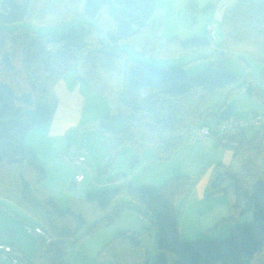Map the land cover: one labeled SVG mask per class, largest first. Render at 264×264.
<instances>
[{"label":"trees","instance_id":"16d2710c","mask_svg":"<svg viewBox=\"0 0 264 264\" xmlns=\"http://www.w3.org/2000/svg\"><path fill=\"white\" fill-rule=\"evenodd\" d=\"M217 2L199 7L189 1L190 21L195 23L200 12ZM156 6L157 0H0V199L27 212L34 227L53 240L36 235L30 254L0 243L22 256L17 263L3 259L5 263L71 264L70 244L96 226L110 225L130 207L154 228L156 255L150 261L141 233L126 229L113 234L98 252L110 264H264V121L251 136L247 129L233 128L225 143L215 138L233 151V163H216L208 180V194L226 192L230 197L229 215L214 226L233 224L226 237L182 240L176 200L189 184L178 177L157 186L133 185L127 179L122 182L125 174L119 173L113 181L121 183L89 190L84 198L71 197L67 207L41 185L47 173L25 138L52 120L56 102L48 100V92L69 70L85 85L105 79L109 112L88 127L105 137L107 163L102 171L114 165L125 145L134 152L132 164L146 146L159 160L169 159L184 143L182 132L209 127L208 117L215 118V130L209 127L215 133L221 122L233 119L234 111L228 97L212 105L218 94L230 96L245 89L264 104V0H236L225 11L222 38L209 56L212 60L195 74L171 59L212 47L215 39L209 35L164 40L163 19L154 18ZM80 14L88 21L75 31L48 35L28 27L59 25ZM122 45L168 62L154 65L132 58L126 64ZM227 58L240 59L247 67L249 60L258 61L262 65L258 81L251 73L242 80L222 69ZM42 78L46 84L40 83ZM74 181L80 182L75 176ZM248 213L251 220L240 222Z\"/></svg>","mask_w":264,"mask_h":264},{"label":"rangeland","instance_id":"374dc122","mask_svg":"<svg viewBox=\"0 0 264 264\" xmlns=\"http://www.w3.org/2000/svg\"><path fill=\"white\" fill-rule=\"evenodd\" d=\"M160 1L165 4L169 3L172 6L170 3L172 0ZM177 2L178 0H176V3ZM37 7H40V5L37 4ZM177 19L183 20L184 16H182V14H177ZM186 20H188L187 17ZM84 21H88V19L83 14H80V16H78L75 20L59 25L48 26L28 24V27L36 32L48 35H59L63 32L75 31ZM121 49L126 52L124 54L126 64L132 58L154 65H163L168 62V59H160L138 54L129 45H122ZM213 53L214 50H208V48H205L188 52L171 59V61L174 63L186 64L185 67L188 74H195L211 62L212 58L209 56L213 55ZM248 63L250 67H247L240 59L227 58L224 60L221 68L235 75L241 76L242 80H245L247 78V74L251 73L255 80L258 81L262 65L253 59L249 60ZM70 73L71 72H69V74ZM40 81V83H47L44 82L43 78L40 79ZM103 81L105 82L104 78L98 81V83H103ZM103 97L105 99V106L103 102H100V109L103 108L101 116L107 114L110 108L107 97L105 95H103ZM227 97L229 100L228 104L234 108L233 117L249 119L254 115H261V113H264V104L262 101L256 96L249 95L245 89H239L230 96H228L227 93L218 94L214 97L212 105L217 102L219 104L223 103ZM91 99L94 100L92 97ZM92 107H87L83 114H94V111L96 110ZM95 107L97 108V105H95ZM85 121L89 122L88 119ZM205 123L209 125L213 131L217 126L215 125L216 122L214 116L208 117ZM88 127L89 125L86 128ZM82 130V132L73 133L71 140H76L77 136L80 135L81 138L78 140L86 141V144L89 147L91 143V146L95 150L101 149V157L96 160L95 156L92 158H89V156L88 161H90V159L93 161L91 163V167L88 165H82L80 167L71 165L68 164L64 158V165L59 167H53L51 164L47 165L46 163L48 166L46 167L48 177L42 181L41 185L47 186L50 190L49 192H52L59 202H61L63 198H65L66 201L69 197L84 198L89 190L98 191L103 188L113 187L117 185V183H121V181L117 183L113 181V178L119 173L125 174L122 182L124 179H127V181L131 182L133 185L151 184L157 186L173 179V177H178L177 179H179V181L185 180L186 184H189L188 186H190L185 194L179 196L177 207L178 220L182 228V240L221 238L229 235L230 227L233 224L228 222L222 223L221 226L216 229L222 230L226 227L228 229L227 231L218 232L213 229L215 228L213 226H215V224L223 218V214L228 212L229 195L226 192L208 194V179L216 163L221 162L227 165H231L233 163V151L230 147L226 145H218L217 140L213 137H203L193 141L190 138V131L184 130L182 132L184 144L181 148L175 150L169 159L159 160L156 157L153 148L151 146H146L141 151L137 163L132 164L131 161L134 152L129 145H125L121 147L120 154L114 165L108 170L102 171L107 163L106 147H104L105 137L102 133L89 128L85 130L83 128ZM247 130V133L250 136L254 132V128H248ZM195 132L197 133V130ZM95 137L97 139H94ZM211 161L212 163L210 165ZM67 168H70L71 171H73V174L79 168L84 173L85 180L81 185H79V182V184L75 181L71 182L70 187H68L69 189H62V186L56 188L58 185V177L63 180V172H65ZM99 168L100 170H98ZM189 198L190 208L185 218L184 209L186 203H188L186 201ZM0 203H3V205L0 206V230L3 226L12 230L11 234L0 237H5L3 238V241L8 240L7 238L10 240L16 239L20 242L17 243L23 251L30 254L34 249L37 236L30 232V229L34 228L35 225L31 222L29 214L8 199H0ZM132 210V213L124 214V209L122 214L118 216L110 225L96 226L88 235L81 238L79 241L70 244V247L67 248L68 261L71 264H110L109 262L99 258L98 252L110 240L113 234L126 229H131L141 233L143 243L146 249L150 252V261H152L157 252L155 230L142 213L134 209ZM202 212H205V214L202 215ZM212 214L220 217L213 219L211 217ZM228 215L229 214L226 216ZM243 216L244 217H242L240 222L251 220L252 213H248ZM88 218L92 219L91 216ZM197 218L199 219V223L198 220L196 221ZM93 224L94 220L87 229H89ZM208 226L209 228H213L209 230V228L207 229ZM0 264H7L3 261L2 253H0ZM19 264L23 263L20 261Z\"/></svg>","mask_w":264,"mask_h":264},{"label":"crops","instance_id":"0c3cea01","mask_svg":"<svg viewBox=\"0 0 264 264\" xmlns=\"http://www.w3.org/2000/svg\"><path fill=\"white\" fill-rule=\"evenodd\" d=\"M189 1H194L199 7H203L210 0H178L177 3L176 0H172L170 2L172 6L169 3L165 4L162 3L160 0H157V6L154 13V18L161 17L163 19V25L161 31L162 37L164 38V40H167L174 36H177L180 39H187L195 36H209L210 35L209 27L212 26L217 34V38L213 40L214 44L212 47H209L208 50L209 49L214 50L217 47V45L220 43V40L222 38L221 21L223 15L225 11L235 3L236 0H218L214 8L209 9L208 11L205 12H200L197 17V21L195 23H192L189 19V15H188ZM177 14L180 15L182 14V16H184V19L183 20L177 19ZM186 17L188 20H186ZM184 35H191V36H184ZM69 72L71 73L69 74ZM104 85H105L104 81L103 83L100 84L97 82L92 86L85 85L82 82L75 81L73 70H69L68 72L63 74L51 85V88L48 92V100L56 102V110L53 115V118L49 122L37 126L32 130H30L25 138L26 144L29 147H31L33 150H35L36 153L38 154L39 158L42 161L45 171L47 170L46 167H48L47 165L49 164H51L53 167L54 166L59 167L61 165H64L63 154L66 151V148L72 143L82 144L87 149L84 166L86 165L90 167L92 166L91 163L93 161L91 159L90 161H88L89 156H90L89 158L95 156L96 160L100 159L101 149L98 150L93 149L91 143H90V147H91L90 148L86 144V141L78 140L81 138L80 135L77 136L76 140H71V137L75 132L76 133L80 131L82 132L83 128L84 130L88 129L86 128L88 125L89 126L94 125L102 117L101 113L103 112L102 110L103 108L100 109L101 107L100 102H103L105 106V99L103 97ZM91 97L94 98V100H92ZM95 105H97V108L95 107ZM87 107H92L94 110H96L94 111V114L84 115L83 114L84 110ZM261 115L263 114L261 113ZM235 118L245 119V118L233 117V119ZM86 119H88L89 122H86L85 121ZM94 139L97 138L95 137ZM211 163L212 161L210 162V165ZM79 171L80 169L78 168V170H76V172L73 174V171H71L70 168H67V170L63 172V180H61L58 177V185L56 186V188L62 186V189H69L68 187H70V183L74 182V176ZM84 180H85V175L83 176V179L79 182L80 184L79 183L77 184L81 185ZM189 187L190 186H188V188ZM50 194L61 207L68 206L71 197H69L66 201L65 198H63L61 202H59L52 192H50ZM178 201L179 198L176 201V215H177ZM186 202L188 203H186L184 209L185 218L187 213L189 212L190 198L187 199ZM229 206H230V197H229ZM132 209L130 207L126 208L124 214L132 213L133 211ZM204 214L205 212H202V215ZM227 214H229V207H228V212L226 214H223L224 215L223 217H226ZM214 215L213 214L211 215L213 219H217L218 217H220ZM197 220L199 223L198 218L196 219V221ZM177 221L181 236L182 228L179 224L178 215H177ZM208 228L209 226L207 227V229ZM212 228H209V230ZM213 229L216 230L218 228H213ZM227 230L228 229L224 227L222 230H216V231L224 232ZM11 232L12 230L10 228L3 226L1 227L0 230V236H6L8 234H11ZM3 238L5 237H0V243H11L16 245L21 250H23L18 244L20 242H18L16 239L10 240L9 238H7L8 240H5V242H3Z\"/></svg>","mask_w":264,"mask_h":264},{"label":"built area","instance_id":"2783aa9c","mask_svg":"<svg viewBox=\"0 0 264 264\" xmlns=\"http://www.w3.org/2000/svg\"><path fill=\"white\" fill-rule=\"evenodd\" d=\"M210 28V36L214 39L217 38V34L212 26ZM264 121L263 115H254L249 119H231L223 121L219 124L218 130L214 133L208 126H204L197 133L195 131H190L191 140H196L198 138L203 137H213L219 139L220 142L225 143V135L233 128H257L262 125ZM87 149L80 144H70L69 147L63 154L64 159L75 166H82L85 164ZM83 172L79 171L76 173L75 178L77 181H81L83 179ZM35 235H43L48 240H51L48 236H46L42 229L39 227H34L30 230ZM53 241V240H51ZM1 253L3 255V259L10 261L11 263H17L19 259L22 257L21 253H18L14 250L10 245H0Z\"/></svg>","mask_w":264,"mask_h":264}]
</instances>
